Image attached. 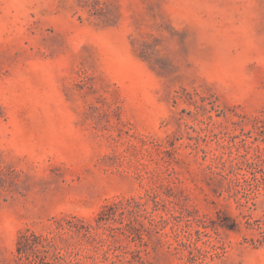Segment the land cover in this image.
Listing matches in <instances>:
<instances>
[{
	"label": "rangeland",
	"instance_id": "1",
	"mask_svg": "<svg viewBox=\"0 0 264 264\" xmlns=\"http://www.w3.org/2000/svg\"><path fill=\"white\" fill-rule=\"evenodd\" d=\"M0 264H264V0H0Z\"/></svg>",
	"mask_w": 264,
	"mask_h": 264
}]
</instances>
